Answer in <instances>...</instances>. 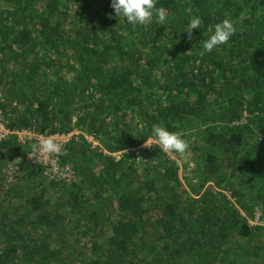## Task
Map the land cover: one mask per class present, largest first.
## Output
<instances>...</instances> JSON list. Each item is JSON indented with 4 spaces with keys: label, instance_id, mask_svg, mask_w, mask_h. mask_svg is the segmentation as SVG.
<instances>
[{
    "label": "trees",
    "instance_id": "1",
    "mask_svg": "<svg viewBox=\"0 0 264 264\" xmlns=\"http://www.w3.org/2000/svg\"><path fill=\"white\" fill-rule=\"evenodd\" d=\"M155 7L165 26L154 15L127 27L111 0H0L10 129L77 126L115 152L163 124L196 163L195 178L182 181L157 145L136 164L72 140L60 162L80 181L67 183L50 181L16 136L0 141V264H264V226L243 215L264 208V0ZM194 17L200 29L189 39ZM225 18L235 34L201 55ZM13 162L20 174L8 184Z\"/></svg>",
    "mask_w": 264,
    "mask_h": 264
},
{
    "label": "built area",
    "instance_id": "2",
    "mask_svg": "<svg viewBox=\"0 0 264 264\" xmlns=\"http://www.w3.org/2000/svg\"><path fill=\"white\" fill-rule=\"evenodd\" d=\"M4 100L5 98L2 94H0V141L6 140L10 136L14 135L16 136L18 143L31 147L33 143L45 138L46 136H49L43 133H39L36 125L27 127L25 129H10L5 122L4 112L1 108V102ZM74 121H76V118H74ZM50 135L53 136V138L61 145L62 150L72 140H76L77 142L86 140L92 148H98L105 154L113 156L116 161L123 159L127 154H129L131 156L130 160H134L136 164L150 161L154 157L156 145L158 146V144L153 139L149 138L146 141L148 145H146V143H143L138 147H128L125 150L110 152L106 148H104L96 133H89L77 126H74L73 129L68 132L59 131ZM164 154L169 158L170 161H174L179 165V176L182 181H184L185 178H195V161L190 157L185 161L181 159L182 156L186 154V152H184L183 154L172 152ZM27 158L43 165L44 174L50 181H65L67 183L80 181L79 175L70 164H61L60 156L57 157L55 154L51 153H34L31 150V152L27 155ZM19 174V166L16 163H9L6 166L5 175L8 178V184L15 182ZM224 192L231 200H233V202H235L236 198L232 196V193L230 191ZM243 215L247 217L248 223L251 226H264V208L255 211L252 216H249L246 213H243Z\"/></svg>",
    "mask_w": 264,
    "mask_h": 264
},
{
    "label": "clouds",
    "instance_id": "3",
    "mask_svg": "<svg viewBox=\"0 0 264 264\" xmlns=\"http://www.w3.org/2000/svg\"><path fill=\"white\" fill-rule=\"evenodd\" d=\"M156 0H111V7L114 9L119 23L123 20L127 27H134L138 24L144 25L152 21L155 15L157 23L166 25V13L163 8L155 7ZM201 20L198 17L191 18L185 27L184 32L192 39L193 29H200ZM211 33L207 39H203L199 45L202 47L201 55L211 53L217 46L226 44L235 34L236 28L229 19L209 28ZM150 139H153L164 153L183 154L188 144L178 133L169 131L163 124H155L151 128ZM146 145L147 142L145 141ZM150 146V145H149ZM34 153L55 154L57 157L66 156L67 152L62 151L61 145L49 135L31 145Z\"/></svg>",
    "mask_w": 264,
    "mask_h": 264
},
{
    "label": "rangeland",
    "instance_id": "4",
    "mask_svg": "<svg viewBox=\"0 0 264 264\" xmlns=\"http://www.w3.org/2000/svg\"><path fill=\"white\" fill-rule=\"evenodd\" d=\"M190 155L188 153H186L185 155L182 156V160L185 161L187 158H189Z\"/></svg>",
    "mask_w": 264,
    "mask_h": 264
}]
</instances>
